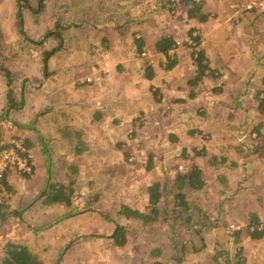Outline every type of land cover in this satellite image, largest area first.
Masks as SVG:
<instances>
[{
	"label": "rangeland",
	"instance_id": "374dc122",
	"mask_svg": "<svg viewBox=\"0 0 264 264\" xmlns=\"http://www.w3.org/2000/svg\"><path fill=\"white\" fill-rule=\"evenodd\" d=\"M24 1L0 0V114L4 110L8 111L6 115L8 114L7 116L12 122L17 118L35 120L34 125L39 126L45 138H49L46 140L48 144L42 146L52 149L53 164L51 166L57 165V168L61 169L65 165L64 172L53 174V181L73 182L72 199L77 204L65 213H62V210L64 212L62 207L57 208L60 206L58 204L44 206L36 202L27 205L22 210L24 217L11 216L0 228V252L6 240L19 242L24 240L46 264H74L71 263V260L62 261L63 254L60 253L62 248H45L48 238L44 233L45 229L51 225L62 223L69 219V216H78L77 222L80 221L78 223L80 226L93 221L90 219V215L93 218H98L101 223L109 222V215L117 213L122 204L144 210L143 206L147 203L145 192L143 193L144 186H147L155 178H164L171 174V180L167 178L169 179L168 198H172V176L175 171H182L186 166L195 163L196 158L198 164L206 162L201 157L193 156L190 159L192 153L188 151L186 154L183 149L190 150L196 145L197 149H200L202 145L206 144L212 151L218 154L226 152L232 160L238 162L228 173L223 171L227 176L226 183L218 186L212 184L208 179L203 191L200 190L194 194L197 198V206L206 212L215 213L217 216L219 210L225 209V211H221L219 217L222 219V223H218V226L204 232L207 237V247L200 248V251L195 253L192 252V248L173 247L169 244L172 243L173 231L170 230L169 223L162 221V217L158 218V222L151 223L159 229L156 234V230L143 225L142 219L128 217L130 223L125 231L126 244H128V248H134V250L142 248L145 257L148 258L150 252L153 251V246L163 241L166 248L163 249L161 263L174 264L173 261L169 262L170 255L173 254V256L181 257L178 264H218L217 262L219 264H235L239 261V255L245 259L246 264H264V236L260 239H253L250 243L248 241L251 240L246 234L241 233L238 238L240 241L234 243L235 236L228 234L224 227V224L230 228H240L245 225L248 210L256 211L260 218L264 219V149L260 154L253 155L252 159H245L242 158L243 151L238 152L236 146L240 138H244V144L249 143L248 136L252 126L248 125L247 118L250 115L252 117V114L257 116L258 112L251 107L245 109L247 101L242 98H239L241 100L239 104L235 103L234 95L236 93L230 92L235 87L241 89L240 92L245 90L247 87L244 88L243 83L246 78H240L230 91L227 90L225 99L221 97V94L219 95V92L208 89L215 87H211L208 80L201 83L202 86H208L204 90L195 86V90H198L196 92L197 99L206 102V105L204 102L201 103L203 105L198 107L199 110L197 107L192 110L198 112L195 115L206 117V111L210 110L214 103L218 100H221L220 103L224 102V106L219 107L218 116H216L218 112L215 111L212 125L208 124L210 131H203L201 125L196 129L192 122L191 126L190 124L184 126L178 116L177 119L171 117L167 124V127L172 124L169 127L170 130H173L170 136L155 135L156 138H154L152 134L149 135L145 129L155 128L151 123L132 126L130 123L124 127L127 133H121V130H124L122 124V127L119 126V123L122 122L121 119L130 117V112L134 108H125V105L119 106L113 100H109L111 94L109 74L114 63L113 55L120 54L118 50L122 44L128 46L132 44L131 33L136 32L134 30L140 32L138 25L131 21H137L139 17L146 18V14L149 16L159 15L158 9H160L161 3L165 4L166 0H46L45 9L38 14L27 8L30 3L34 4V0H28V6L20 5V2ZM240 1L243 2L242 7L250 4L256 13H264V6L263 8L259 7L264 5V0ZM180 12L182 11L178 9L176 15L171 14L170 16H176L179 21V16L182 14ZM59 13H62L61 38L54 42H51L50 39L44 41L40 36L41 33L50 25L51 21L52 24L54 23L53 20ZM20 14H23L21 25L19 21L17 22V17ZM151 20L153 19L151 18ZM18 24L24 28L28 40L23 38ZM263 27L264 25L260 28ZM113 42L117 44L113 46ZM259 45L264 47V42L261 40ZM111 48L115 49L116 53L113 54ZM53 50L56 51L52 53ZM44 52L49 54H44ZM86 62H90L91 67L94 68L93 74L84 68ZM251 67L254 68V65ZM47 71L49 72L48 76L43 78ZM263 76L264 63L262 62L257 67V76L253 78L251 88L264 90ZM75 82L84 83L85 89L78 93L74 92L72 89ZM157 82L161 83L160 79ZM250 95V98H254L253 93ZM11 96L18 104L8 110L7 103ZM252 102L257 103V100L254 98ZM49 104H52V111L45 108ZM207 104L209 105L207 106ZM77 105L79 107H75ZM179 107L178 109L182 113H186L187 107ZM201 108L202 110H200ZM192 111H188L185 118L189 117L194 121L196 117ZM192 113L193 115L190 116ZM223 114L224 116L228 115L227 119H223ZM115 116L119 118L120 122H116ZM105 119H108V122H103ZM135 121L140 122V119L136 118ZM226 122L228 123L226 124ZM1 123L6 124V121L1 118ZM136 127L137 129H135ZM164 127L160 126L159 132L164 131L162 130ZM180 127H183L184 130ZM193 129L198 131L187 132L188 130L194 131ZM4 130H6L5 126ZM75 130L78 131V135ZM16 132L25 133L28 130L23 129L19 132L15 126H12L4 134L6 133L9 138L11 135L17 134ZM179 133H181L180 139H177L176 134ZM262 133L264 138V130ZM208 134H211L212 137L209 135L208 138ZM123 137L127 140H123ZM80 140L85 142L84 147L82 145L84 142L82 141L81 144ZM122 141L124 143L120 145ZM78 148L82 151L77 152ZM5 152L10 154L8 153L10 151ZM124 152L130 153L127 159H125ZM149 153L153 155L150 166L147 163L148 160L144 159ZM129 161H132L133 164H129ZM226 164L230 165L228 161ZM70 165L74 167L72 170L69 168ZM215 172L217 171L207 165L208 178ZM19 174V171L14 169L10 176H19ZM241 181L248 190H237L236 192V186ZM113 185L117 188L115 189ZM207 188L208 190L204 194L203 192ZM220 190H223L224 193L221 194ZM225 195L231 196V199L223 204L218 200H221ZM100 196L103 197L99 198ZM218 196L219 198H217ZM170 202L168 206H170ZM69 212L70 215H66ZM53 214H62L59 216L61 218L58 217L61 220L54 219ZM33 223L50 225L33 231L28 226ZM63 227L65 229L63 231L61 229V231L65 234L60 235V238L67 240L71 225ZM175 227L188 238L190 234L186 230V226L182 228L176 224ZM78 239L80 238L75 235L69 237L68 241L74 242ZM240 245H242V250H239L241 252L236 255ZM219 251L225 253L218 256L215 261L214 256ZM132 262L134 263V261Z\"/></svg>",
	"mask_w": 264,
	"mask_h": 264
},
{
	"label": "crops",
	"instance_id": "0c3cea01",
	"mask_svg": "<svg viewBox=\"0 0 264 264\" xmlns=\"http://www.w3.org/2000/svg\"><path fill=\"white\" fill-rule=\"evenodd\" d=\"M196 1L201 3L200 14L205 16V18L202 20H199L196 17H189L187 15L188 7L184 4H181L180 10L182 12L180 13L182 14L180 16L177 15L179 16L178 21L176 16H170L171 14H168L167 11H165L163 8L164 4L161 3L162 8L160 7V9H158L159 15H151L150 13L151 16L146 14V18L139 17L137 21H131V23L138 25V29L140 30V32L134 30L136 31L135 35L142 37L144 40V47L142 49V52H145L144 55H141V53H137L136 51L132 37L133 32L131 33L132 44L130 46L126 44H120L121 48L118 50V53H120L119 55L114 54L116 51L115 49L111 48L114 54V63L109 74V86H111L109 89L111 92L109 95V100H113L115 104L119 106L125 105V108H134L133 111L130 112V117L123 118V120L120 118L122 122L119 123V126L122 124L123 127H121L123 129L125 126L130 125V123L131 126L134 124L143 125L151 123L153 124L152 126H155V128L148 127L145 129L149 135L152 134L154 138H156V136H170L173 130H170L169 127L172 126V124L170 126L168 125V127L167 124L171 117L177 119L179 116V120L182 122V124H184V126L192 122L196 129L197 126L201 125L203 131H210V126L208 124L210 123V125H212L215 111L218 112L216 115L218 116L220 113L219 107L224 106V102L220 103L221 100H218V102L214 103L212 108L206 111V117L203 118L200 115H195V113H198L197 111H192L195 107L198 108L202 106V102H204L206 105V102L204 100L201 101L202 99H197V93H194L193 98L188 95L189 88L194 90V87H189L187 85V80L196 74V64L192 57L193 49L191 48L193 44L191 43V39H189V31L191 30H193L192 33L194 36H198L200 38V43L196 48L203 50L209 65L217 72V77H214V79L210 81L211 87L219 86V95L221 94V97L225 99L227 90L230 91L232 86L235 85L240 80V78H246L243 83L244 88L247 87L245 89L246 93H244V90L240 92L241 89L236 87L230 92L243 95L242 97L239 96L238 100H236L235 94V103L239 104L238 101H241L239 98H242L243 100L247 101V104H245V109H248L249 107L256 109L255 106L257 103L252 102L255 97H252L253 99L250 98V94H254L255 92L254 88L251 87L253 84V78L257 76V67L260 66L262 62L264 63V57L259 59V56L264 54V47H260L259 45L261 40L264 42V27L260 28L264 25V13H256L255 9L246 10V6L244 5L242 7L243 2L240 0ZM156 5L158 6L157 3ZM263 6L264 5L259 7L263 8ZM151 18L153 20H151ZM167 35H172L180 42V44L169 51L174 64L168 69L165 68L166 60L163 56V53H160L155 49V42ZM185 40L188 42L186 45L183 43ZM116 44L117 43L113 42V46ZM252 65H254V68L251 67ZM91 66L92 65H90V62H86L84 68L93 74V71L95 70ZM148 66L151 68H148ZM149 71H151L150 77L146 75ZM158 79H160L161 83L157 82ZM83 84L84 83L79 84L75 82L72 90L76 93L80 92V90H84L85 88L83 87ZM249 90L251 91L250 94ZM167 94L171 95L168 96ZM67 105H69V103H67ZM208 105L209 104H207V106ZM51 106L52 104H49L45 108L49 109ZM181 106L187 107L186 113L188 111H192L194 113L196 117L194 118V121H192V119L189 117L188 119L185 118L186 113H182V111L178 109V107L181 108ZM75 107L79 106L77 105ZM197 110H199V108ZM200 110H202V108ZM193 113L190 114V116H192ZM256 115L257 116H254L252 114V117L250 115V117L247 118L249 120L248 125L256 126L262 121L263 125L260 128V132L263 134L262 130H264V114L262 115V113L258 111ZM227 116L228 115L225 114L224 116L223 114V119H227ZM136 118L140 119V122H136ZM115 119H117L116 122H120L118 117ZM3 120L6 121V124H0V137L1 139L6 140L12 137V135L9 138L6 136V133L9 131V129L14 126L12 124H14L15 121H24L21 118H17L12 122L8 116H4ZM103 122H108V119H105ZM227 123L228 122H226V124ZM3 124H5L4 126L6 130H4V126H2ZM191 125L192 124H190V126ZM160 126H165L164 129H162L164 131L159 132ZM37 127L39 128V126ZM135 129H137V127ZM180 129L184 130L183 127H180ZM196 129H193L194 131L188 130L187 132H197L198 130ZM16 130L19 131L17 128ZM4 132L6 133L4 134ZM124 132L127 133L125 129L123 131L121 130V133ZM26 133L27 132L22 134ZM180 135L181 133L176 134L177 139H180ZM45 139L48 140L49 138ZM123 140H127V138L124 139L123 137ZM42 145H39L37 142H35L30 150V157L34 166V172L29 178L23 177L22 175H19L21 177H11V173L9 174L8 181L10 182L9 184L11 185L13 191L11 193H7L6 198L11 210L15 208L17 209L21 202L33 200L46 183V179L49 176L47 156L48 154L50 155L52 165L53 155L52 149H48L46 152L44 149L42 151ZM195 163L198 164L197 158ZM51 165L49 167L51 168L52 174L65 171V165H63L64 167L61 169H58L57 165H54V167ZM200 166L203 169H207L203 165ZM171 175L168 176L170 180ZM173 177L174 176H172V179ZM117 186L113 185L115 189ZM144 187L146 188L147 186ZM145 188H143V193L145 192L144 196L147 197ZM102 197L103 196H100L99 198ZM87 201H89V199H87ZM147 203L143 206V208L146 207ZM76 204L77 203L73 201L72 207L74 208ZM57 208L59 209L61 206H57ZM62 213H64L63 210ZM56 215L57 214H53L54 219L58 218L62 214ZM18 216L19 218L24 217L22 213ZM90 219L93 221L89 224H85L86 227L85 225H78V223H80V221L77 222L79 220L78 216H69V219L62 221V223H57L53 226L51 225L52 227L50 226L44 230V233L48 237L45 248H62L60 250V253L63 254L62 261L68 262L71 260V263L74 264L163 263H161L163 249L166 248V246L163 244V241L162 243L158 242L153 246V251L150 252V256L147 255L148 258L145 257V253L142 248H136V250H134V248H128V244H126V242L119 244V242L116 241L114 235L117 227L122 225L127 229V225L130 223L127 218L118 213V210L114 215H109V222L101 223L98 218H93L92 215H90ZM64 225H71V228L68 231V238L76 235L80 239L73 242L71 240L68 241V238L67 240L60 238V235L65 234L62 232L65 229L63 227ZM28 226H30V228H32L34 231L37 227L44 225H36L33 223L30 225L28 224ZM147 228L156 230L155 234L159 232V229L155 225H150ZM20 242L24 243L25 241L21 240ZM248 242L251 243L252 240ZM25 243L27 244V242ZM169 244L172 245V243ZM131 253H134L135 255H132ZM173 257V254L170 255L169 262H172ZM132 261H134V263ZM163 264L170 263L164 262Z\"/></svg>",
	"mask_w": 264,
	"mask_h": 264
},
{
	"label": "trees",
	"instance_id": "16d2710c",
	"mask_svg": "<svg viewBox=\"0 0 264 264\" xmlns=\"http://www.w3.org/2000/svg\"><path fill=\"white\" fill-rule=\"evenodd\" d=\"M48 1V0H47ZM29 4L28 0H25L23 3L20 2V5L28 6ZM185 5L188 7L187 15L189 17H196L199 20H202L205 18V16H202L200 14V8L201 3L196 0H166L164 4V9L167 11L168 14H175L178 9H180V5ZM34 5V6H33ZM20 6V7H22ZM46 7V0H34V4H29L27 8H30L31 12L38 14L41 12V10H44ZM246 10H253V8H245ZM20 13V12H19ZM23 14L18 15L17 22L19 21L21 25V21L23 20L22 17ZM62 20V13H59L57 15V18L53 20L50 23V25L45 29L44 32L41 33L40 36L43 37V40L46 41L50 39L51 42L57 41L56 39L61 38L62 36V30L63 28L60 26ZM67 24V22H66ZM18 24V28H20V33L24 36L23 38L25 40H28L24 28ZM71 25H73L71 23ZM64 27V26H63ZM191 30V29H190ZM193 30L189 31V39H191L192 45V57L196 64V74L193 77H190L187 80V85L189 87H194V90L189 88V96L192 98L194 97V93L198 92V90H195V86L204 90L206 87L205 85L202 86L201 83H203L205 80L211 81L214 79V77H217V72L215 69H213L208 61L206 60L205 54L203 50L197 49L196 47L200 43V38L198 36L193 35ZM132 37L134 40V46L136 47L137 53H141L142 49L144 47V40L142 37L135 35V32L132 33ZM33 40V38H30ZM63 41V40H61ZM185 45L188 44V42L185 40L183 42ZM180 42L173 37L172 35H167L163 38L158 39L155 42V49L163 53V56L165 58L166 66L165 68H170L174 62L171 59V55L169 51L173 48H175ZM58 48V47H57ZM56 50H53L52 53H54ZM49 52V51H48ZM48 52H44V54H49ZM264 57V54H261L259 56V59H262ZM148 68H151L148 66ZM151 71L147 72V76H151ZM49 72L47 71L43 78L47 77ZM263 84H264V76H263ZM208 88V86L206 87ZM212 89L215 92H218L219 86L208 88ZM244 93L246 91L244 90ZM240 95L237 93L235 98L238 100V97ZM256 100V109L264 114V90L257 89L254 92L253 95ZM14 98L9 97L8 99V110L12 108V106L16 107L18 103H15L16 101L13 100ZM240 102V101H238ZM6 104V105H7ZM53 107H50L49 110L51 111ZM8 111H3L0 114V118H4V116H7L6 113ZM35 120L32 118H29L27 120H24L23 122L15 121L14 126L21 132L23 129L28 130L26 134L18 133V135L14 134L12 137L8 140L1 139L0 137V154L2 151L7 150L9 148H12L14 152H16L18 155L21 156V158L25 161V165L28 167V170L20 167L16 163L7 162L0 170V228L3 226V224L11 217V216H18L21 215L22 210L26 208L27 205H30L32 203L38 202L41 205L44 206H51L53 204H58L64 209V213L72 207V196L74 193V189L72 187L73 182L64 183L61 181H53V174L51 171V168L49 167L51 165V157L48 154L47 156V167L49 171V176L46 179V183L40 190V192L37 194V196L30 201L21 202L19 207L16 209L11 210L9 208V205L7 203L6 194L11 193L13 191L11 185L9 184V174L12 170L19 171V175H22L23 177L29 178L32 173L34 172V166L32 164V159L30 157V150L33 147L34 143L37 142L39 145H46L47 141L45 139V136L43 133L39 130L37 126L34 125ZM263 122H259L256 126L252 125V129L249 132V143L244 144V138H241L238 140L237 149L238 152L243 151L242 158H249L252 159L253 155H258L261 153L262 149H264V138L263 134L260 132V128L262 127ZM31 131V132H30ZM35 135H33V134ZM76 135H78V131L75 130ZM208 134V138H209ZM212 137V135H211ZM262 138V139H261ZM132 139V137H131ZM243 139V140H242ZM83 140H80V143L82 144ZM208 141V140H207ZM42 143V144H41ZM124 141L120 142V145H122ZM83 147L85 145V142L82 144ZM43 147V146H42ZM198 146L196 145L195 148H191L190 150L183 149V152H191L192 156L189 158L195 157H201L203 160H205V164L199 163H193L189 166H186L183 168V170H178L174 177H173V188L171 189V195L172 198H168V182L169 177L166 176L164 178L159 177L155 178L150 182L149 185L145 188V191L147 192V198L148 203L144 210H138L134 209L131 206L127 204H122L120 208L118 209V213L123 215L125 218L128 217H134L142 219L141 222L146 227H149L151 223L158 222V218L162 217V221H166L169 223L170 230L173 231L171 235V241L172 245L175 248H192V252L195 253L197 251H200V248H206L207 247V237H205V231L208 229H211L213 227L218 226V223H222V219L219 218L221 211H225V209L222 208V210L218 211V215L215 216V213L206 212V210L200 208L197 206V198L195 197V193L198 191H203L202 189L206 186L208 179L212 182V184L220 185L222 183L227 182V176L223 173H228L229 170H231L232 167L236 166L238 162H235V160H232V158L225 152L224 154H218L215 151H212L210 149V146L204 144L200 147V149H197ZM46 152L48 149L42 148V151ZM82 149L78 148L77 152H81ZM125 159H127L130 156V153L124 152ZM187 154V153H186ZM186 156V155H185ZM183 156V157H185ZM152 154H148L144 159L148 160L147 163L150 166L152 163ZM226 161L229 162V166L226 164ZM135 163V162H134ZM129 164H133L132 161H129ZM200 165H203L207 168V165L210 166L215 172L214 175L208 178V173H206V169H203ZM148 166V168H149ZM221 167V168H220ZM69 168L72 170L71 165ZM146 169V168H145ZM168 177V178H167ZM219 189V188H218ZM246 189L245 186H243V181L239 182V184L236 186V192L237 190H244ZM208 188L203 192L206 194V191ZM248 190V189H246ZM250 192V191H249ZM220 193H224L223 190H220ZM237 193L235 194V196ZM234 197V196H233ZM195 198V199H194ZM219 198V196L217 197ZM231 196H222L221 201L223 204H225L226 201L230 200ZM170 202V206H168V203ZM71 211V210H70ZM66 215H70V212ZM245 221V220H244ZM225 223V222H224ZM180 225L182 228L186 226V230L189 231L188 238L184 236V233H182L180 230H176L175 225ZM185 226H184V225ZM48 225L39 226L35 230L43 229L47 227ZM224 227H226L227 233L230 235L235 236L234 243L239 242L240 240V234L245 233L248 238L251 240L260 239L264 236V219L260 218V215L254 211V210H248L247 212V218H246V224L242 225L240 228H230L228 225L224 224ZM125 226H118L115 231V239L119 244H123L126 242L125 237ZM239 250H242V245L239 246L238 251L236 252V255H239ZM225 253L224 251H219L214 256V260L217 261L218 256L223 255ZM174 264H178V262L181 261V257H177L176 255L172 259ZM219 264V262H217ZM227 263V262H226ZM0 264H44L43 261L38 257L36 253H34L29 245L26 243H22L19 241H12V240H6L3 243L1 252H0ZM235 264H246L245 259L239 255V261L235 262Z\"/></svg>",
	"mask_w": 264,
	"mask_h": 264
},
{
	"label": "built area",
	"instance_id": "2783aa9c",
	"mask_svg": "<svg viewBox=\"0 0 264 264\" xmlns=\"http://www.w3.org/2000/svg\"><path fill=\"white\" fill-rule=\"evenodd\" d=\"M251 7L252 6L249 4V5H246L245 8L249 9ZM144 54H145V52H141V55H144ZM5 151H10V152H8L10 154H7V152H5ZM7 162H11L12 164L16 163L20 167L28 170V167L25 165V161L21 158L20 155H18L16 152H14L12 150V148L10 150H4L0 154V170ZM231 228H234V227H231Z\"/></svg>",
	"mask_w": 264,
	"mask_h": 264
}]
</instances>
